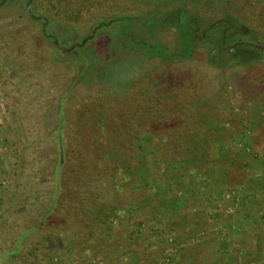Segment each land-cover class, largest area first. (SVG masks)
<instances>
[{"label":"rangeland","instance_id":"1","mask_svg":"<svg viewBox=\"0 0 264 264\" xmlns=\"http://www.w3.org/2000/svg\"><path fill=\"white\" fill-rule=\"evenodd\" d=\"M61 1L78 5L83 16L88 15L93 21L88 22L86 29L71 34L64 22L56 21L42 11L35 15L29 5L33 15L44 18L50 27H54L46 29L50 33L55 31L50 42L43 40L40 43L36 36L45 28L41 22L34 23L25 15L26 5L39 2L46 7L49 2L55 5ZM101 1L8 0L0 5V71L5 74L0 79V209L23 184L31 159L36 155L29 153L37 150L46 154L50 150L52 142L46 133L56 125V106L61 96L69 92L73 96L93 98L108 89L102 81L94 85H88L87 79L84 82L89 54L97 57L106 53L105 60L116 61L133 56L141 48L151 50L152 47L154 50L159 45L165 47L167 53L175 54L174 59L180 52L184 53L183 44L188 39L180 38L178 34L176 25L182 18L181 14L174 13L178 7L155 14L159 17L157 28L156 17L150 13L153 6L129 7V3L118 9L95 6ZM254 1L264 5V0ZM180 10L187 17L190 14L197 18L199 22L193 21L198 24L199 36L213 22L233 17L225 7L220 17L204 26L200 16H194L185 8ZM138 15L145 17L142 22L136 21ZM119 17H131L132 21L123 18L109 22ZM234 18L231 23L233 37H226V47L240 42L264 44L255 30ZM101 22L109 23L97 28L80 47L74 46L90 36ZM224 28V25L216 24L208 31L210 39L191 46L193 61L185 68L180 66L182 76H175L174 67L179 65L165 63L156 56L138 63V71L154 74L153 90L143 96L153 106L155 116L162 118L163 126L174 123L172 116L197 113L201 119L198 118L196 123L208 131L210 143H222L233 150L249 145L258 151V157L251 159L238 153L231 156L230 159L238 157V165H248L241 172L235 168V171L220 176L209 166L210 171L205 174L177 176L175 171L165 173L163 167L167 161L161 158L157 157L152 166L151 161L139 162L144 160L152 137L138 135L130 143L132 150L137 151L130 189L143 193V198L130 206L131 195L123 193L125 205H119L117 209L123 214L119 217L115 212L106 223L92 255L78 247L61 248L56 240L58 248L53 245L47 264H264V55L253 47L240 45L235 47L234 63L224 66L225 52L214 54V57L209 54L218 47ZM53 45L58 51L51 48ZM245 57L249 60L245 61ZM127 60L136 63L131 58ZM204 62L211 63L209 68L202 65ZM10 64L12 68L4 72L5 66ZM138 71L131 75L136 76ZM183 79L189 85L178 92L176 82ZM144 105L148 106L147 103ZM242 111L246 116L240 114L239 119L236 113ZM184 120H177L183 130L188 118ZM227 121L232 122V129L226 128ZM106 125L109 127L110 122ZM104 128L107 131L106 126ZM111 130L109 127L108 131ZM160 131L163 137L166 136L161 126ZM116 135L110 137L114 139ZM190 141L193 140H181L177 147L183 148ZM171 142L166 140V146L171 147ZM121 151L124 155L133 152L123 148ZM167 154L170 159L175 158V154ZM109 158V162L115 164L114 157ZM117 161L116 165L120 166L130 164L122 158ZM204 176H208V181ZM49 178L45 175L41 179ZM202 181L207 184L205 187L201 185ZM110 182L112 179L107 178L99 182L106 189V198L114 197ZM6 203L3 206L8 205ZM5 241L6 244L10 242L9 239Z\"/></svg>","mask_w":264,"mask_h":264},{"label":"trees","instance_id":"2","mask_svg":"<svg viewBox=\"0 0 264 264\" xmlns=\"http://www.w3.org/2000/svg\"><path fill=\"white\" fill-rule=\"evenodd\" d=\"M127 3L129 7L153 6L151 10L149 9L153 16L169 7H178L174 13L181 14L187 20L189 18L197 20L190 14V17L182 14L180 8H185L194 16L196 14L200 16L204 26L220 17L222 10L226 7L233 15V17H228L230 26L235 17L251 30H255L264 40V5L260 6L254 0H102L95 6L118 9ZM32 4H30V9L35 15L37 11H42L52 19L64 22L71 34H76L77 30L82 31V28L86 29L88 22L93 21L88 15L84 17L79 6L74 3L61 1L52 5L49 2L46 7L39 5V2ZM146 14L149 13L144 15ZM25 15L34 23L41 22L45 28V31L38 32L36 40L39 39L40 43L43 40L50 42L52 33L55 31L50 33L46 29L54 27H50V23L48 25L44 18L38 17L34 20L27 13ZM123 18L132 21L131 17ZM123 18L119 17L109 22ZM144 18L138 15L136 21L142 22ZM156 21L157 28H159V17H156ZM109 22H101L99 29L106 27ZM176 26L180 38L188 39L186 42L183 41L185 50L183 54L179 51L180 55L177 59H174L175 54L167 53L166 48L160 45L154 50L152 47H150L151 50L148 47L146 50L141 48L133 56L116 61L105 60L106 53L97 57L89 54V64L83 77L84 82L87 79L88 85H94L97 81H102L108 85V89L99 97L73 96L66 92L59 99L56 106V125L46 133L52 142L50 150L46 154L36 152L37 150L29 153L36 155L31 159L32 164L28 168V173H25L23 184L18 186L10 201L5 202L8 205L3 206L5 203L1 205L0 264H47L56 240H59L61 248L78 247L87 255H92L94 246L100 242L101 231L106 223L113 218L115 212L119 217L123 214L117 212L119 205H125L122 201L123 193L128 192L131 195L130 206L139 203L144 196L143 193H135L130 189L133 180L131 170L137 159L135 156L137 151L132 150L130 143L138 135L144 134L152 137L150 145H146L144 160L139 162L151 161L149 163L152 166L157 157L161 158L167 161L163 167L165 173L175 171L177 176L187 174L195 177L205 174L210 171L209 166L220 176L227 171L233 169L235 171V168L241 172L248 165L246 163L238 165V157L230 159L231 156L238 153L251 159L258 157V151L249 145L242 147L239 151L225 147L222 143H210L207 140L210 137L208 131L196 123L198 118L201 119L197 113L187 114L188 116L185 114L172 116L171 118L175 121L169 126H163L162 118L155 116L156 111H153V106L143 96L153 90L151 83H153L154 74L152 71H138L139 64L156 56L165 63L175 62L174 65H179L174 67L175 76H182V68L193 61L191 46L205 41L198 40L197 36L187 35L188 32L184 33L186 27H182L180 23ZM51 48L58 51L54 45ZM255 50L264 55V51ZM232 52L225 51L219 42L218 47L213 48L209 54L214 57V54L224 53L226 55L225 66L234 63H232L234 52ZM128 58L136 63L129 62ZM246 58L244 60L248 61L249 59ZM210 64V62L209 64L204 62L202 65L209 68ZM11 66V64L6 65L4 72L12 68ZM137 71L139 73L136 76L131 75ZM2 73L3 71H0V79L4 78L5 74ZM185 81L183 79L176 82L178 92H180L179 89H185V85H189V82L185 84ZM143 99L146 101L143 102ZM145 103L148 106L144 105ZM236 114L239 119H241L240 114L246 116L243 111ZM186 118L188 120L183 124V130L179 128L177 120L186 121L184 120ZM107 121L110 122L111 131H108ZM190 124L192 125L188 127ZM227 125L228 130L233 128L231 121H227ZM105 126L107 131H105ZM160 126L163 131H166L164 137ZM116 133V137L112 139L110 136ZM202 138L206 140L203 141ZM127 139L130 140L127 141ZM185 139L193 141L183 148L177 147L179 141ZM166 140H172L171 147L166 146ZM122 148L133 152L130 155L126 153L124 155L121 153ZM167 153L175 154V158L170 159ZM111 156L114 157L115 164L109 162ZM118 158L126 159L130 164L116 165ZM45 175L50 178L42 180L41 178ZM106 178L112 179L109 187L113 190L114 197L104 196L106 189L99 182ZM204 180L208 181V176ZM201 185L205 187L207 184L202 181ZM155 213L158 215L159 211ZM6 239L10 241L8 244H6ZM32 247L34 248L30 249ZM57 248L58 245H56Z\"/></svg>","mask_w":264,"mask_h":264},{"label":"flooded vegetation","instance_id":"3","mask_svg":"<svg viewBox=\"0 0 264 264\" xmlns=\"http://www.w3.org/2000/svg\"><path fill=\"white\" fill-rule=\"evenodd\" d=\"M218 21H220V22H218L217 24H221L222 23V26L223 25L225 26V28L221 31V34H220V44H221V47H226V45H225V39H226V37H229V39L233 37L234 29H232L231 26L229 25V20L228 19H221V20H218ZM179 22H180V24H181L182 27H186L185 28V31H183V32L184 33H187L188 32L187 35L192 34V36H197L198 40H200V41L207 40V38L210 39L211 34L209 35V32L208 31L211 28L214 27V26H212L213 23L210 26L204 28L202 30V32H200V36H199L198 24L195 21L191 20V18H189V20H187V19H185V18L182 17V18H180ZM230 34H232V35H230ZM187 35H185V36H187ZM189 36H191V35H189ZM231 46H229V47H231ZM235 49L236 48H234V49H232L230 51H227V52L228 53L231 52V51L234 52Z\"/></svg>","mask_w":264,"mask_h":264},{"label":"water","instance_id":"4","mask_svg":"<svg viewBox=\"0 0 264 264\" xmlns=\"http://www.w3.org/2000/svg\"><path fill=\"white\" fill-rule=\"evenodd\" d=\"M8 0H1L0 1V5H3L7 2ZM29 2L27 3L26 5V12L27 14L31 17V18H34V19H37L38 17H36L35 15L32 14V12L30 11L29 9ZM218 22L220 21H215L213 22L212 26H215ZM101 27V25H98L97 27H95L90 36L88 37H85L79 44H75L74 46H77V47H80L82 44H84L86 41H88L95 33V31L97 30V28ZM55 45L57 46L56 42H55ZM240 45H246V46H250V47H253L255 49H258V50H262L264 51V44H261V43H251V42H240V43H236L234 45H232L231 47H223L226 51H230L232 50L233 48H235L236 46H240ZM59 48V47H58ZM67 51V50H66Z\"/></svg>","mask_w":264,"mask_h":264}]
</instances>
